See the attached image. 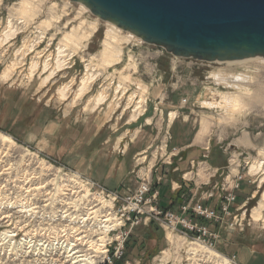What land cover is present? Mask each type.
I'll use <instances>...</instances> for the list:
<instances>
[{"label":"rangeland","instance_id":"374dc122","mask_svg":"<svg viewBox=\"0 0 264 264\" xmlns=\"http://www.w3.org/2000/svg\"><path fill=\"white\" fill-rule=\"evenodd\" d=\"M20 2L0 1V145L9 142L14 146V152L8 153L5 145L0 146V187H9L7 181H14V187L21 188L27 173H33L32 161L73 168L107 190L120 192L134 188L146 169L154 178L161 176L159 184L167 176L169 185L166 181L163 185L167 192L171 186L180 190L177 200L167 204L176 203L177 211L180 195L188 191L190 196V188L200 186L196 191L201 195L202 190L215 185L220 188L224 183L229 190L238 180L239 189L232 192L241 206L242 221L230 228L209 225L219 235L214 249L226 264H264V207L257 218L252 211L263 197L264 182L260 181L264 171L250 169L253 161H264V58L226 64L174 57L100 19L80 2L30 0L26 11L19 8ZM9 19L21 23L11 25ZM92 25V35L77 42L80 33H89ZM110 26L118 30L112 45L118 44L121 54L117 64L104 67L100 50ZM40 28L45 29L43 37ZM73 29L78 31L77 38L64 37ZM59 42L69 45L68 55L58 61ZM29 48L32 51H27ZM57 65L60 67L54 69ZM87 71L97 78L77 96ZM217 73L219 76H214ZM239 75L243 77L238 80ZM120 81L127 85L122 97V88L116 89ZM237 83L248 88L241 94L242 106L230 119H220L219 94H237L239 89L233 86ZM105 89V100L97 102ZM135 91L146 97L140 113L134 111ZM256 95L259 98L255 100ZM159 101L162 112L154 110ZM153 111L156 115L151 119ZM167 112L175 115L172 118ZM146 118L149 123L141 128ZM157 127L163 129L158 136ZM166 144V155L172 152L168 163ZM206 165L211 167L210 174ZM24 171L28 172L22 175ZM45 173L36 172L34 182L43 183ZM170 247L172 253L163 260L164 250ZM175 255L164 230L151 222L132 230L124 255L115 264H162L166 260L165 264H175Z\"/></svg>","mask_w":264,"mask_h":264},{"label":"built area","instance_id":"2783aa9c","mask_svg":"<svg viewBox=\"0 0 264 264\" xmlns=\"http://www.w3.org/2000/svg\"><path fill=\"white\" fill-rule=\"evenodd\" d=\"M154 110L162 112L157 103ZM165 132L166 140L169 127ZM164 150L168 163L172 152L166 155L167 144ZM48 163L51 166L43 180L51 184L39 193L16 188L14 181L5 180L9 187H0V264H78L81 257L85 258L83 264H115L123 257L132 230L151 222L164 230L166 241L167 232L184 238L183 247L177 252L179 264H198L205 254L195 252L191 244L221 256L213 245L218 232L204 222L230 228L242 221L241 206L236 204L232 192L239 189L238 180L229 190L224 183L220 188L215 185L202 190L201 195L196 191L200 186L190 188V196L188 191L181 193L182 201L175 211L160 205L161 176L153 180L146 169L134 188L120 192L107 190L73 168ZM100 200L111 205L97 213ZM97 229L103 231L101 237Z\"/></svg>","mask_w":264,"mask_h":264},{"label":"water","instance_id":"95a60500","mask_svg":"<svg viewBox=\"0 0 264 264\" xmlns=\"http://www.w3.org/2000/svg\"><path fill=\"white\" fill-rule=\"evenodd\" d=\"M71 1L176 57H264V0Z\"/></svg>","mask_w":264,"mask_h":264},{"label":"bare ground","instance_id":"6f19581e","mask_svg":"<svg viewBox=\"0 0 264 264\" xmlns=\"http://www.w3.org/2000/svg\"><path fill=\"white\" fill-rule=\"evenodd\" d=\"M1 1V0H0ZM33 2V1H32ZM20 5H19V8L22 10V11H26L27 10V7H28V5H30V0H21V2L19 3ZM32 6H33V4H32ZM83 10H84V8H83ZM13 19V18H12ZM23 19V18H22ZM9 21V24H11V23H13L14 21H16V20H8ZM12 21V22H11ZM105 21V20H104ZM26 22V21H25ZM108 23H110V24H112V25H115V24H113V23H111V22H109V21H107ZM16 23H21V21H16ZM16 23H14L15 25H16ZM93 24V23H92ZM12 25V24H11ZM8 27H10V26H8ZM7 27V28H8ZM12 27V26H11ZM15 27H17V25L15 26ZM115 27H117V28H120V27H118V26H116L115 25ZM115 27H113V26H110V28H108L107 30H106V32H105V39H104V41H103V48L100 50V60H102V64H104V67L105 66H107V65H114V64H117L118 62H119V60H120V52H121V50H120V47H119V45L118 44H116V45H112V42L115 40V38H116V36H117V32H118V30L115 28ZM72 28H74V27H72ZM71 28V29H72ZM16 29H19V28H16ZM41 30H39V33L41 34V37H43V34H44V32H45V29H42V28H40ZM85 29V28H84ZM95 29V26L94 25H92L91 27H90V30H89V33H88V31H87V33L85 34H83L82 32V35H81V33H80V35L78 36V38L76 37L77 35H78V31H77V29H73V31L70 33V34H68V35H65L64 37H68V39L69 38H73V37H76L77 38V42H78V40L80 41V40H83V39H85V38H87V37H90L91 35H92V32H93V30ZM122 29V28H121ZM15 30V29H14ZM86 30V29H85ZM125 31H127V30H125ZM14 32V31H13ZM19 32V31H18ZM127 32H129V31H127ZM131 33V32H130ZM77 34V35H76ZM136 36V35H135ZM41 37H39V39L41 38ZM137 37V36H136ZM118 38V37H117ZM139 38V37H138ZM140 39V38H139ZM63 40V39H62ZM71 40V39H70ZM141 40V39H140ZM64 41V40H63ZM75 41V40H74ZM64 42H66V41H64ZM117 43V42H116ZM81 44V43H80ZM79 44V45H80ZM85 44V43H84ZM69 45V44H68ZM68 45L67 44H61L60 42L58 43V52H57V60L59 61L61 58H63L64 56L66 57V55H68L67 53H66V49H67V47H68ZM78 45V46H79ZM27 47V46H26ZM76 47V46H75ZM84 47V46H83ZM33 48V47H32ZM76 49H78V48H75V50ZM71 50V49H70ZM27 51H32V49H28ZM74 51V50H73ZM70 53V52H69ZM74 53H75V51H74ZM26 55V54H25ZM71 55H72V52H71ZM23 56V55H22ZM72 57V56H71ZM70 57V58H71ZM174 57H176V56H174ZM258 58H264V57H261V56H257V57H249V58H244V59H240V60H234V61H217L218 63H226V64H231V63H243V62H245V61H248V60H250V59H258ZM16 60V59H15ZM90 60V59H89ZM261 60V59H260ZM261 61H263V60H261ZM21 62V61H20ZM32 62V61H31ZM15 63V62H14ZM48 63V62H47ZM87 63V62H86ZM90 62H88V64H89ZM263 63H264V61H263ZM87 64V65H88ZM15 65V64H14ZM13 65V66H14ZM47 65V64H46ZM86 65V66H87ZM91 66H93V65H91ZM9 67V66H8ZM58 67H60V65H57V67H55L54 69H57ZM101 67V66H100ZM15 68V67H14ZM37 68V67H36ZM35 68V69H36ZM89 68H90V66H89ZM92 68V67H91ZM11 71H12V69H11V65H10V68H9ZM94 69V68H93ZM6 70V69H5ZM61 69H58V70H56V72L57 71H60ZM89 70H91V69H89ZM95 71V70H94ZM102 72V71H101ZM100 73V72H99ZM94 74H92V72L91 73H88V71H87V74H86V72H85V76L81 79V81H80V87L78 88V94H77V96H79L81 93H82V91L84 90V89H86V88H88V87H90V84L91 83H93L92 81H94V79L95 78H97L96 76H97V74H96V76L94 75ZM55 76V75H54ZM214 76H219V74L217 73V74H215ZM224 76V75H223ZM9 77V76H8ZM237 78H238V80L241 78L242 79V75H239V77L238 76H236ZM2 78H4L3 76H2ZM50 78V77H49ZM234 78V77H233ZM71 81V80H70ZM47 82V81H46ZM71 83V82H70ZM225 84H228V83H226L225 82ZM230 84V83H229ZM243 84H244V82H243ZM247 84V83H246ZM232 85V84H231ZM249 85V84H248ZM109 86V85H108ZM233 86H237V88L239 89V92H237V94L235 93V92H226V93H220L219 95H220V101H219V107H220V109H222V111H223V113H219V117H220V119L222 118V119H225V118H229L230 119V117H232V114H233V112L234 111H236V109H238L240 106H242V103H241V94L243 93V95L245 94V92H247L248 91V88H247V86H244V85H242V83H237V84H234ZM119 88H122V93H121V97L124 95V93H125V91H126V88H127V85H124V83H121V81L120 82H118V84L116 85V89H119ZM70 89V88H69ZM104 89V88H103ZM121 90V89H120ZM237 90V89H236ZM85 91V90H84ZM86 92V91H85ZM85 92H83V93H85ZM60 93V92H59ZM135 93H137L136 91H135ZM63 96V95H62ZM136 96H138V100L137 101H135V108H134V111L135 110H138V112L140 113V112H142L143 110H144V104H145V100H146V97H145V95L143 94V93H137V95ZM260 96H261V94H260ZM105 97H106V89L103 91H100V94H99V96H98V98H97V102H102L103 100H105ZM120 97V98H121ZM135 97V94H134V92H133V94H131V95H129V97H128V100H132L133 98ZM255 100L256 99H258L259 98V95H256L255 97H253ZM252 98V99H253ZM137 99V98H136ZM262 99V98H261ZM258 101V100H257ZM129 102V101H128ZM256 102V101H255ZM261 102V101H260ZM257 103V102H256ZM260 104V103H259ZM97 105V104H96ZM216 105V104H215ZM244 105V104H243ZM241 108V107H240ZM232 112V113H231ZM170 113L171 112H169V114H168V112H167V115L169 116L170 115ZM175 115V113L173 112V113H171V117L173 118V116ZM133 119V118H132ZM217 120V119H216ZM245 138H247V137H245ZM245 138H243V139H245ZM240 139H242V138H240ZM9 141V140H8ZM5 142V141H4ZM3 145H5V147L3 146ZM1 147L3 146L4 148H5V151H6V153H8V152H14L13 150H14V146L12 145V144H10L9 142L7 143V144H4V143H1V145H0ZM32 153V152H31ZM23 155V154H22ZM144 159V158H143ZM28 160V159H27ZM235 160V159H234ZM31 162V161H30ZM46 162V161H45ZM47 163V165H45V164H43V163H41V162H35L34 163V161H32V167H33V169H32V171H33V173L32 172H28V171H24V173L22 174V175H24V174H26V172H28L27 173V175L25 176V178H23V179H25V181L23 180L22 181V186H20L21 188L20 189H25V190H27L28 192L30 191V192H35V193H39L40 191H42L43 189H45L48 185H50L51 183L50 182H47L46 184H45V182H43V183H41V182H38V183H35L34 182V174H36V172H39V173H45V171H47V169L48 168H50V164L48 163V162H46ZM234 164V163H233ZM10 165H13V163L12 164H10ZM207 166V165H206ZM31 167V166H30ZM236 168V167H235ZM250 169L251 170H262V171H264V161H263V159L261 160V159H257V160H255V161H253L252 163H251V165H250ZM36 171V172H35ZM44 171V172H43ZM201 171H203L204 172V170H201ZM205 171H207V173L208 174H210V172H209V170H208V166H207V168H205ZM206 173V174H207ZM212 173V172H211ZM33 174V175H32ZM21 175V178L23 177ZM28 175L30 176V175H32V177L33 178H30V177H28ZM41 175V174H40ZM43 175V174H42ZM46 175V174H45ZM28 177V178H27ZM38 177V176H37ZM37 177H36V180H37ZM30 178V179H29ZM39 178V177H38ZM208 178V177H207ZM206 178V179H207ZM205 179V180H206ZM261 184H262V182H264V177L261 179ZM264 192V191H263ZM262 192V193H263ZM99 204H101L98 208H97V213L99 212V210L102 212V211H105L106 210V208L107 207H110V205H111V203L109 202V201H107V200H100L98 203H97V206L99 205ZM264 207V193H263V197L261 198V201L259 202V204H258V206H256L255 208H253V217H255V218H257L258 217V215L260 214V210L262 209ZM105 226V225H104ZM96 232H98L97 233V235H98V237H101L102 236V233H103V231H98V229L96 230ZM167 233H169V234H171V235H169L168 234V243L170 244V245H174V250H175V253H176V255H175V257L177 258V262L175 263V264H179V261H180V256H179V254L177 253L178 252V250L180 249V247L184 244V242H185V240H184V238H182V237H180L179 235H175V234H173V233H171V232H167ZM174 237V239H173V241H171L172 240V237ZM178 236V237H177ZM103 238H104V234H103ZM94 240V239H93ZM93 240H92V242H93ZM192 245V249L195 251V252H200V253H203V254H205V257L203 258V259H201V262H198V264H226L225 263V258L221 255V256H213V251H211V250H208V249H202V248H200V246H198V245H196V244H191ZM168 250V251H167ZM165 251V252H164ZM163 252H164V254H165V256L163 257V260L164 259H166V258H168L169 257V252L171 251L170 249H165ZM172 252H170V254H171ZM212 255V256H211ZM85 258L84 257H81L80 259H79V262H78V264H83L85 261ZM170 260V259H169ZM75 261H77V260H75ZM168 260H166V261H163V262H161L162 264H165L166 262H167ZM81 262V263H80ZM197 264V263H196Z\"/></svg>","mask_w":264,"mask_h":264},{"label":"crops","instance_id":"0c3cea01","mask_svg":"<svg viewBox=\"0 0 264 264\" xmlns=\"http://www.w3.org/2000/svg\"><path fill=\"white\" fill-rule=\"evenodd\" d=\"M154 99H156V98H154ZM161 104V102L159 101V103H158V106ZM152 112V111H151ZM150 114V113H149ZM143 115V114H142ZM155 115H156V112H154L153 111V113L151 114V116H149L151 119H153L154 117H155ZM149 117H147V118H149ZM185 117V116H184ZM147 118L143 121V123H141V128L143 127V126H145V125H148V123L149 122H147L146 120H147ZM151 121V120H150ZM175 121H176V119L173 121V123H172V126H171V129H172V127H173V125H174V123H175ZM183 121H186V119L184 118L183 119ZM158 128V127H157ZM162 131H163V129L161 128V129H157V136L158 135H160V134H162ZM194 143H192L191 145H193ZM188 146H190V144L188 145ZM202 148H203V146H202ZM193 160H190V164H191V162H192ZM190 165H189V163H188V165H187V167H189ZM216 166V168H219L218 166L219 165H215ZM191 167V166H190ZM190 167H189V169H190ZM162 170V167H160V169H159V172ZM166 181V183L165 184H167V185H169V181H168V178H167V176H166V178L165 179H163V182L161 183V184H159L158 185V189H159V203H160V205H162V206H167V204H168V200H169V202H170V200H177L176 199V191H177V189H176V187H172L171 186V188H168V192H167V190L165 189V187H163V185H164V182ZM196 186V185H195ZM194 187V186H193ZM108 188V187H107ZM108 189H110V190H118V189H116V188H108ZM196 189V187H194V190ZM172 198H174V199H172ZM163 200H166V202L165 203H163ZM173 205H176V203L175 204H173ZM176 208V206H173V207H171V209H174V210H176L175 209Z\"/></svg>","mask_w":264,"mask_h":264},{"label":"trees","instance_id":"16d2710c","mask_svg":"<svg viewBox=\"0 0 264 264\" xmlns=\"http://www.w3.org/2000/svg\"><path fill=\"white\" fill-rule=\"evenodd\" d=\"M174 174H175V175H174ZM173 175H174L175 178H177L176 173H173ZM179 194H180V190L178 189V190L176 191V196L178 197ZM173 203H174V201H173ZM173 203H171V204H169V205H167V206H168V207H169V206H173ZM207 224L210 225L211 227L214 226V225L212 224V222H207Z\"/></svg>","mask_w":264,"mask_h":264}]
</instances>
